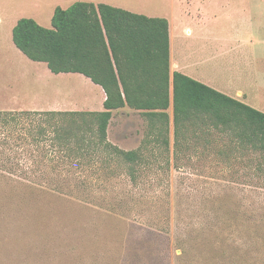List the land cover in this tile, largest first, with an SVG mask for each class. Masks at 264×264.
<instances>
[{
    "label": "rangeland",
    "instance_id": "rangeland-1",
    "mask_svg": "<svg viewBox=\"0 0 264 264\" xmlns=\"http://www.w3.org/2000/svg\"><path fill=\"white\" fill-rule=\"evenodd\" d=\"M77 1L0 0V111L104 110L99 86L81 74H53L12 39L20 18L50 29L55 9ZM183 1L195 19L181 21L165 3L174 27L191 24L194 36L184 28L182 39H207L185 61L215 90L264 113V0ZM148 127L140 112L116 111L108 139L136 150ZM170 139V169L152 167L138 185L104 154L52 165L46 177L0 175V264H264V173L246 157L224 164L202 146L176 163L173 123Z\"/></svg>",
    "mask_w": 264,
    "mask_h": 264
},
{
    "label": "trees",
    "instance_id": "trees-1",
    "mask_svg": "<svg viewBox=\"0 0 264 264\" xmlns=\"http://www.w3.org/2000/svg\"><path fill=\"white\" fill-rule=\"evenodd\" d=\"M51 23L49 29L20 19L12 31L14 45L53 74H81L100 86L104 110L0 111V175L46 177L52 165L82 164L104 154L138 185L150 168L170 169L171 123L174 162L192 160L188 152L202 146L215 150L224 164L246 157L264 173V113L180 72L171 74L167 19L76 2L57 7ZM125 109L149 122L136 150H122L108 139L114 112ZM161 159L164 167L158 166Z\"/></svg>",
    "mask_w": 264,
    "mask_h": 264
},
{
    "label": "crops",
    "instance_id": "crops-1",
    "mask_svg": "<svg viewBox=\"0 0 264 264\" xmlns=\"http://www.w3.org/2000/svg\"><path fill=\"white\" fill-rule=\"evenodd\" d=\"M189 1L190 0H186L187 5H189ZM77 2L94 3L96 5H98V4H106V5H110L112 7L119 8V9L131 12V13H134V14L144 15V16H146L148 18H164V19H167L168 22H169L171 74H173L174 72H180V73H182V74H184V75H186V76H188V77H190V78H192V79H194V80H196L198 82H201V83L213 88V89L215 88L209 80L205 81L203 74L201 75L198 72L197 68H193V66L194 67L198 66V64L197 65H192V68H191V65H188L189 63L187 61H185V59H188L190 57H194L197 54H201L197 49H195V47H196L195 45H196L197 42H207V39L204 40L205 33L197 32V34H198V36H200V38L197 37L196 39H193L191 37V39L189 41H188V39H182L181 37L183 36V31H184L183 29L184 28L187 30V34L188 35L194 36L193 31L189 28L191 26V24H184L185 26L183 25V27H179V30H178L177 28L174 27V25L172 23V20H173V22H175L174 13H167L166 11H164L165 10L164 9V4L168 3V7H169L170 11H172V12L175 11V13H178L180 18H181V21H184V20H187V19H189L188 21H192L193 19H195V16H191L192 15V13H191L192 11L190 9L188 10V8L184 7V5H183L184 1L183 0H152V1L149 0V2H151L150 6L149 7H144V8H140V7L136 6L133 3L132 0H127V2L126 1L117 2L115 0H82V1H77ZM144 2L145 3H149V2H147L145 0H144ZM153 2H155V5H152ZM178 3H179V6L176 8L175 5L178 4ZM197 15H199V19H200L201 15L200 14H197ZM20 19H22V18H20ZM194 23H197L199 25L201 22L200 21H195ZM207 23H206V25H207ZM201 28H203V26L196 27L197 30L201 29ZM206 35H208V34H206ZM174 40H175V42H176V40L178 41V44L175 43V44L178 45V47L177 46L175 47V50H174ZM174 53L176 55L175 61L173 60V54ZM205 57L208 58V60H209L208 51H207ZM211 58H213V57H211ZM177 60H179V61H177ZM182 60L185 61L186 63H183ZM194 63L195 62H193L191 64H194ZM70 74H72V73H70ZM237 97H245L246 98L247 96L244 95L240 91V92L237 93ZM105 99H106V95H104L103 98H102L103 102L105 101Z\"/></svg>",
    "mask_w": 264,
    "mask_h": 264
}]
</instances>
